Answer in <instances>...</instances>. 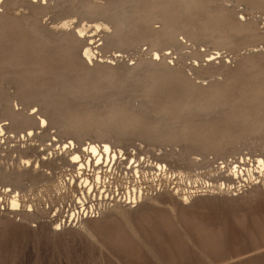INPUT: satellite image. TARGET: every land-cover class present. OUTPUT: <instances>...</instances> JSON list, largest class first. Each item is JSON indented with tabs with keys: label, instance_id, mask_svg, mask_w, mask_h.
<instances>
[{
	"label": "rangeland",
	"instance_id": "1",
	"mask_svg": "<svg viewBox=\"0 0 264 264\" xmlns=\"http://www.w3.org/2000/svg\"><path fill=\"white\" fill-rule=\"evenodd\" d=\"M121 1L0 5V172L26 176L0 174V264H264V0ZM122 117L136 130L112 136Z\"/></svg>",
	"mask_w": 264,
	"mask_h": 264
},
{
	"label": "bare ground",
	"instance_id": "2",
	"mask_svg": "<svg viewBox=\"0 0 264 264\" xmlns=\"http://www.w3.org/2000/svg\"><path fill=\"white\" fill-rule=\"evenodd\" d=\"M109 2V1H108ZM112 4H129V3H123L121 0H112V2H111ZM1 4H5V6L8 8V9H14L16 6H18V5H21V4H23L25 7H27V8H33V4H39L40 6H41V4H43V6H41V7H43L42 8V11L44 10V11H46V10H50V9H52V8H54V9H62L64 6H68V4H101V3H89V0H0V5ZM45 4H46V6H45ZM48 4L50 5V4H54L53 5V7L50 5V6H48ZM104 4H107V3H104ZM67 6L66 7H64V8H67ZM71 6V5H70ZM74 6V5H73ZM72 7V6H71ZM126 7H128V6H126ZM0 8H2L1 6H0ZM70 8V7H69ZM92 9V8H91ZM112 10H114V9H112ZM112 10H106L104 13H106V14H110V13H112ZM128 10V8H122V9H120V8H118L117 10H116V12H114V13H116V15H121V14H123L125 11H127ZM62 11V10H61ZM113 14V13H112ZM165 20V19H164ZM166 21V20H165ZM240 27V26H239ZM243 27V26H242ZM165 30V29H164ZM173 30V29H172ZM171 30V31H172ZM80 31V30H79ZM161 32V31H160ZM78 33H81V32H78ZM165 33V32H164ZM169 33H171L170 32V29H169ZM166 35H168V34H165V36L164 37H166ZM74 36V35H73ZM256 36V35H255ZM119 37H120V34H115L114 36H113V40H115L117 43H120V39H119ZM173 37V36H172ZM163 38V37H162ZM167 38V37H166ZM150 39H151V37H150ZM153 39V38H152ZM151 39V40H152ZM171 40V39H170ZM157 41V40H156ZM158 41H160V39L158 40ZM175 41V40H174ZM178 42V41H177ZM76 43H74V45H75ZM174 44H175V42H174ZM78 45H79V43H78ZM179 45V44H178ZM94 54V53H93ZM219 55V54H218ZM85 56L87 57V59H91V56H92V50L91 49H87L86 51H85ZM156 56H159L158 54H156ZM202 56V55H201ZM76 57V56H75ZM216 59V58H215ZM56 80V79H55ZM61 80V79H60ZM60 83H63V82H60ZM58 84V83H57ZM70 85V84H69ZM64 86H66V85H64ZM83 89V88H82ZM62 91H63V89H62ZM61 92V91H60ZM118 92V91H117ZM65 93V92H64ZM47 95V94H46ZM46 95H45V98H46ZM42 97H43V95H41ZM72 97V96H71ZM44 98V97H43ZM73 98V97H72ZM47 99H49V98H47ZM54 99V98H53ZM39 100V99H38ZM103 100V99H102ZM41 101V100H40ZM50 101V100H49ZM76 101V100H75ZM44 102V103H43ZM41 103H43L44 105L45 104H47L44 108H45V110H48V113L51 111V113H54L55 112V110L54 111H52L51 109H49V105L48 104H50V103H47V101H45L44 99H42V102ZM54 103V102H53ZM88 104V103H87ZM103 104V103H102ZM164 106V105H163ZM167 106V105H166ZM196 106V105H195ZM93 107H94V105H93ZM104 107V106H103ZM123 107V106H122ZM162 107V106H161ZM191 107L192 106H189V104L188 103H186L184 106H183V108H182V110L180 111V113L182 114H184V111H185V116L186 115H188L189 113H188V109H190L191 110ZM194 107V106H193ZM175 109L176 108V110H175V112H177L178 110V108H177V106H171V107H163V110L161 109V110H159V111H161V112H157V113H159L160 115H161V117H162V120H161V124H163V126L165 127L164 128V131L163 132H165L164 134L165 135H161V134H157V135H155V134H148V136H151L152 137V141H154V139H159V137H166V139H168L169 137H171L172 136V125H174L173 123H172V121L173 120H175L174 118H172V117H169L170 115H172L170 112L172 111V109ZM200 108V107H199ZM113 109H115V108H113ZM194 109V108H193ZM192 109V110H193ZM50 110V111H49ZM117 110V109H116ZM57 111V110H56ZM154 111V110H153ZM58 112V111H57ZM60 112V111H59ZM112 112V111H111ZM156 112V111H155ZM13 113V112H12ZM114 113V112H113ZM113 113H111V114H113ZM119 113H121V111H119ZM178 113V112H177ZM56 114V112L54 113V115ZM193 114V113H192ZM14 115V114H13ZM13 115H11V117L13 116ZM58 115V114H57ZM114 115H116V116H119L120 114H118L117 112H115V114ZM14 116H18L17 118L15 117V119L14 118H12V119H14L15 121L14 122H20L21 123V125H23L24 123H25V121H24V123H23V121H21L22 119L23 120H26L25 118H21L20 116H19V114H17L16 115V113H15V115ZM28 117H29V115H27ZM176 116H179L180 117V115L179 114H177ZM19 117L21 118L20 120H19ZM27 117V118H28ZM41 117H43V116H41ZM73 117H75V114L73 115ZM168 117V118H167ZM54 118H56L57 120H59L58 118H57V116H55ZM59 118H60V116H59ZM62 115H61V120H62ZM67 119H68V116L66 117ZM113 118H114V116H113ZM36 117H35V119L34 118H32V115L29 117V119H27L26 120V124H32V125H41V127L43 128L45 125H46V123H47V119H44V117L43 118H41L39 121H36ZM77 119H78V117H77ZM76 119V120H77ZM92 119V118H91ZM120 119H122V122H121V124H119V127L120 128H118V129H115L114 131H113V134H112V136H114L115 135V137L117 136L118 138L119 137H121V136H124V134H126V133H128V135L129 134H132L134 131L133 130H136V128L135 127H133L132 125H135L134 123H133V121H132V119L131 120H127L128 122H126V123H123L124 121H126V119H124L123 120V117L122 118H120ZM63 122H64V124L65 125H63V124H61L62 123V121H56L57 123H60L61 125H62V133H64V134H71V135H75V136H81L82 134H84V133H86L85 131H84V133L82 132V131H80L79 130V128H80V125L79 124H77L75 121H70L69 120V122L67 123V122H65V120L66 119H64L63 118ZM90 120V119H89ZM119 120V119H118ZM67 121V120H66ZM93 121V120H92ZM13 122V123H14ZM89 122H91V120L89 121ZM23 123V124H22ZM119 123V122H118ZM16 124V123H15ZM59 124V126H61ZM160 124V123H159ZM16 125H18V123L16 124ZM6 126V125H5ZM92 126V125H91ZM40 127V128H41ZM82 127V126H81ZM83 128V127H82ZM33 129H35V128H33ZM33 129H28L27 130V132H25V135H23L22 136V138L25 140L26 138H27V140H28V138H32L33 136H34V130ZM132 129V131H130ZM138 129V128H137ZM89 130V129H88ZM40 131V130H39ZM128 131H130V132H128ZM41 132V131H40ZM98 133H99V131H98ZM148 133V132H147ZM0 134L2 135V134H4V127L3 126H0ZM97 134V133H96ZM104 134V133H103ZM39 135V134H38ZM84 135H86V134H84ZM83 135V136H84ZM144 135V134H143ZM83 136H81V137H83ZM146 137H147V135H146ZM150 137V138H151ZM187 137V133L185 132V138ZM129 138V137H128ZM79 139H81V138H79ZM171 139V138H170ZM161 140V139H160ZM163 140H165V139H163ZM185 140H187V139H185ZM69 141H71V140H69ZM187 141H189V140H187ZM103 142V141H102ZM72 144L71 145H74L73 143V141L71 142ZM109 143V142H108ZM108 143H105V142H103V146L102 147H99V145L97 146L96 144H94V143H89V146L87 147L88 149L87 150H89L93 155H100V151L101 150H103L104 151V153H105V155H109L110 156V154H111V152H112V147L110 146V144H108ZM69 145V144H68ZM70 146V145H69ZM46 147V146H45ZM73 146H71V147H69V148H72ZM47 148V147H46ZM85 148V147H84ZM73 149V148H72ZM72 149H71V151H72ZM78 151V150H77ZM120 151V150H119ZM82 153V152H81ZM90 153V154H91ZM71 154V153H70ZM79 154V153H78ZM78 154H76V152L74 153L73 152V159L75 160V161H79V159H80V155H78ZM89 156V155H88ZM68 157V156H67ZM99 157V156H98ZM115 157V156H114ZM97 158V157H96ZM46 160V159H45ZM68 162H70L69 160H68ZM30 162L28 161L27 162V165L29 164ZM64 164V163H63ZM71 164H75V162L74 163H72L71 162ZM78 164H79V162H78ZM257 164H258V166L259 167H261L262 169H261V171L262 170H264L263 168H264V160H262V159H257ZM66 165V164H65ZM64 165V166H65ZM225 165V166H224ZM223 165V167L221 168V169H229V171H230V175L232 176V177H239L240 175H242V171H241V166H239V165H235L234 163H232V164H229V165H226V164H224ZM67 166H68V164H67ZM73 166V165H72ZM79 166H80V169H79V174H82V172L83 171H81L83 168H84V163H80L79 164ZM158 166V168L161 170V172L162 171H166L167 170V167L165 166V165H162V164H158L157 165ZM39 166L37 165L36 166V168H38ZM76 168V167H75ZM157 168V169H158ZM74 169V168H73ZM77 169V168H76ZM158 169V170H159ZM70 170V169H69ZM66 171V170H65ZM99 172V171H98ZM222 172V171H221ZM224 172V171H223ZM226 172V171H225ZM228 172V171H227ZM66 173V172H65ZM95 173V172H94ZM0 174L3 176L2 178H8V179H10V180H12V181H16L18 184H20L22 181H23V179L26 177V176H24V174H20V173H18L17 172V174H15L14 173V175H10V174H7V173H3V172H0ZM79 174H77V175H79ZM84 174V173H83ZM102 174V173H101ZM136 174H139V171L138 170H136ZM183 175V174H182ZM229 175V174H228ZM229 175V176H230ZM63 176V175H62ZM62 176L60 175V176H58V179H57V182H56V184L55 185H53V188L54 189H56V190H58L59 192H61L63 189H65L66 188V186H64L65 185V179H63L62 178ZM82 176V175H81ZM73 177V176H72ZM71 177V178H72ZM254 177V175L252 174L251 175V178H253ZM57 178V177H56ZM82 178V177H81ZM185 178V177H184ZM183 178V179H184ZM106 180H108V183H110L111 184V180L113 181V179H111V178H105L104 180H102V176L101 175H96V178H95V181L97 182V185L99 184V183H101V184H104L103 186H106L107 185V182H106ZM120 181H122V179H120V180H117L116 179V181H115V179H114V184L116 185V187H117V185H118V183L120 182ZM196 181V180H195ZM83 187H88V194L92 191V190H94V188H95V183L94 184H92V183H90L89 181H88V179L87 178H84L83 179V181H81V183H80ZM111 185H113V183L111 184ZM114 185V186H115ZM110 186V185H109ZM10 187V186H9ZM112 187V186H111ZM111 187H109V188H111ZM6 188H7V186H6ZM106 189V188H105ZM135 189V188H134ZM142 189V188H141ZM13 192L12 190H10V189H5V192ZM67 191V190H66ZM69 191V190H68ZM130 191V190H129ZM10 192L8 193V194H10ZM141 192V191H140ZM14 194H16V192H13ZM12 193V194H13ZM11 194V195H12ZM18 194V193H17ZM85 195V194H84ZM87 195V194H86ZM10 200H11V207H12V209L15 211V209H17V207H19V205H20V197H19V195H15V196H12L11 198H9ZM81 199V198H80ZM13 205H16L17 207H13ZM75 218H76V216H75Z\"/></svg>",
	"mask_w": 264,
	"mask_h": 264
},
{
	"label": "snow or ice",
	"instance_id": "3",
	"mask_svg": "<svg viewBox=\"0 0 264 264\" xmlns=\"http://www.w3.org/2000/svg\"><path fill=\"white\" fill-rule=\"evenodd\" d=\"M13 207L15 208V207H17L16 205H13ZM57 227H59L58 225H57Z\"/></svg>",
	"mask_w": 264,
	"mask_h": 264
},
{
	"label": "built area",
	"instance_id": "4",
	"mask_svg": "<svg viewBox=\"0 0 264 264\" xmlns=\"http://www.w3.org/2000/svg\"><path fill=\"white\" fill-rule=\"evenodd\" d=\"M72 216H74V214H73V213L71 214V217H72Z\"/></svg>",
	"mask_w": 264,
	"mask_h": 264
}]
</instances>
